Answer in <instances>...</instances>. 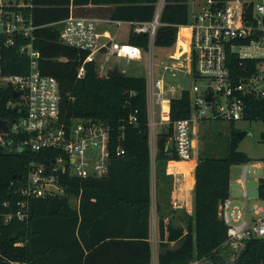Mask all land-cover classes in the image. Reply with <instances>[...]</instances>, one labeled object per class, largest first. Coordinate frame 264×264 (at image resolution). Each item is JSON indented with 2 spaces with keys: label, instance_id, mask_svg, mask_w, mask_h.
Here are the masks:
<instances>
[{
  "label": "trees",
  "instance_id": "16d2710c",
  "mask_svg": "<svg viewBox=\"0 0 264 264\" xmlns=\"http://www.w3.org/2000/svg\"><path fill=\"white\" fill-rule=\"evenodd\" d=\"M24 1L28 6L9 10L31 21L34 38L18 37L13 46L2 48V75L29 73L30 60L20 52V47L32 43L40 52V73L55 77L59 83L60 121L71 125L77 120L92 119L108 124L112 157L110 171L102 178L57 174L64 194L32 198L28 218L19 220L18 203L25 198L22 190L27 187L32 164L51 168L60 153L53 149L11 150L8 140L19 139L14 134L7 136L6 143H0V264H152L148 239L153 176L147 79L127 74L101 77L94 62L86 63L84 76L78 77L88 52L63 44L60 33L63 21L70 15L128 23V41L147 52L150 34L138 33L134 27L154 21L159 0ZM189 10V0H164L154 36L155 47L174 45L179 28L189 23ZM183 36L181 33L182 40ZM258 62L229 55L234 76L250 74ZM20 101L12 86L0 82V119L11 123L20 118L24 113ZM244 101L243 120L264 123V99L246 97ZM169 111L171 123L157 134L154 158L157 264L214 260L228 238L219 208L230 197L231 167L246 164L250 159L238 149L236 122L224 121L228 123L224 136L218 124L222 119L203 121L201 127L205 122L209 125L202 136L203 147L195 168L194 216L186 227L173 225L164 213L165 207L171 206L173 187L167 163L179 159L173 147V123L191 115L188 89L171 98ZM132 115L136 117L135 123L129 121ZM145 134L148 136L144 137ZM118 146L125 150L124 155L116 156ZM259 190L264 197V178L259 181ZM236 264H264V238L247 240Z\"/></svg>",
  "mask_w": 264,
  "mask_h": 264
},
{
  "label": "built area",
  "instance_id": "2783aa9c",
  "mask_svg": "<svg viewBox=\"0 0 264 264\" xmlns=\"http://www.w3.org/2000/svg\"><path fill=\"white\" fill-rule=\"evenodd\" d=\"M163 3L164 0H159L156 14L160 15ZM26 6L28 4L24 0H0V52L4 47L13 46L18 37L34 38L35 27L31 21L21 13L9 10L11 7ZM189 7V23L180 27L188 31L186 49L183 50L186 54L175 52L164 66V72L171 76L185 71L195 80L192 90H189L190 117L173 123V147L179 161L197 160L195 141L203 121L219 118L227 122L243 120L245 98L264 99V0H189ZM99 22L100 19L74 15L63 21L61 42L88 52L78 71L80 78L85 74L86 63L94 62L98 74L107 77L112 67L106 64L112 58L142 61L148 52L128 40L117 41L110 35H101ZM157 25L159 21L158 24L153 21L134 27L138 33L150 34L149 51L154 46ZM244 49H254L255 54L243 53ZM20 52L30 60L29 73L4 76L0 71V82L12 86L14 92L23 93L18 98L24 113L17 120L7 122L9 132L0 131V143L5 144L6 137L14 134L18 136V142L10 138L8 144L12 146L16 143L18 151L53 149L60 153L51 168L32 164L27 187L22 190L25 198L18 203L16 213L19 220H26L32 198L64 194L57 174L68 173L78 178L105 177L110 171L112 151L111 127L108 124L92 119L77 120L71 125L60 121L61 95L57 79L40 73V52L32 43L22 45ZM231 53L240 58L258 59L259 62L250 74L234 76L229 68ZM150 62L152 67V60ZM164 77H155L152 69L147 81L149 138L154 158L158 134L156 126L171 123L169 105L172 97L169 93L175 92V86H166ZM208 95H211V101H208ZM129 121L135 123L137 120L132 115ZM124 153L120 146L115 150L116 156ZM247 179L245 166L238 181L243 184ZM257 189L258 194L254 198L248 197L249 191L242 192V197L254 202L252 207L250 204H235L231 197L221 203L219 215L227 226L226 243L242 249L247 240L264 238V197L260 196L259 185Z\"/></svg>",
  "mask_w": 264,
  "mask_h": 264
},
{
  "label": "rangeland",
  "instance_id": "374dc122",
  "mask_svg": "<svg viewBox=\"0 0 264 264\" xmlns=\"http://www.w3.org/2000/svg\"><path fill=\"white\" fill-rule=\"evenodd\" d=\"M104 29H108L110 30V32L115 33L117 41L126 42L129 39L131 26H128V24L118 26L117 24H106L100 22L98 24V30L102 31ZM181 31L182 29L179 28L177 40L174 45H172L171 47L153 46L151 50L144 55V59L142 61H127L126 59L112 58V60L106 65L107 67L112 68L115 65H118L119 68L125 71L127 75L144 77L148 82L150 80L151 70L153 69L155 77L165 75L164 78L167 87L175 86V92H170L169 97H179L183 89L192 90L195 80L192 79L191 76L185 74V71L178 72L176 76H171L170 73L168 74L164 72V66L167 61L169 62L170 57L173 56L175 52H181L184 55L186 54V52L183 51L186 49V43L183 44V40L181 39ZM242 52L255 54L254 49H244ZM100 57L103 58V55H100ZM184 57L185 56H183V59ZM151 60L153 65L152 67L150 64ZM218 124L221 125L220 129L224 133L223 135L226 136L228 123L223 121ZM208 125L209 123L207 122L203 124L199 131V135L196 138L195 143L197 146L198 155L200 149L203 147L204 141L202 139V136L206 134ZM166 126L167 124L165 126L157 125L155 131L157 133H161L165 130ZM236 127L241 131L247 132L246 136L239 141L238 149L239 151L246 153L250 161L246 164H237L231 167V190L233 191L232 198L234 199L235 204H238L240 206H243L244 204H250V206L252 207L254 202H249L246 198L242 197V190L245 188L247 191H249L251 189L257 188V186L259 185V180L264 178V141L262 139V134L264 133V123L262 121L250 122L246 120H240L236 122ZM154 165V161L152 160L153 177L155 167ZM245 166L247 167L248 171V179L243 184H241L238 183V179L241 176V173ZM153 203L155 205V197L153 199ZM72 204L76 205V201L72 200ZM240 251L241 248L237 247L235 244L225 243L224 247L220 251H218V255L215 256L214 260L211 258H206L201 264H236V260Z\"/></svg>",
  "mask_w": 264,
  "mask_h": 264
},
{
  "label": "crops",
  "instance_id": "0c3cea01",
  "mask_svg": "<svg viewBox=\"0 0 264 264\" xmlns=\"http://www.w3.org/2000/svg\"><path fill=\"white\" fill-rule=\"evenodd\" d=\"M106 24H117L118 26L128 24L121 22H111L108 20H100ZM99 22V23H100ZM129 26V24H128ZM101 35H110L116 39V34L110 32L108 29L102 31L98 30ZM104 40V38H101ZM186 40V39H185ZM197 160L194 161H179L170 160L167 163V169L169 174L173 177L172 184V195H171V206L165 207L164 213L168 215L173 221V225L186 227L187 223L194 216L195 211V168ZM152 207L150 213V231H149V242L152 247V264H157V253H158V237H157V206H156V184L155 177L152 179ZM239 183V181H238ZM232 179L230 180V197L232 198L233 191ZM246 190L245 188L242 192ZM155 197V205L153 199ZM174 242L172 243V245ZM204 260L196 261L193 264H201Z\"/></svg>",
  "mask_w": 264,
  "mask_h": 264
},
{
  "label": "water",
  "instance_id": "95a60500",
  "mask_svg": "<svg viewBox=\"0 0 264 264\" xmlns=\"http://www.w3.org/2000/svg\"><path fill=\"white\" fill-rule=\"evenodd\" d=\"M158 20H159V14H156L154 23L158 24ZM124 76H126V72L121 70L118 65H115L113 68H110L107 72L108 78L124 77ZM22 94L23 93L21 91L14 92L15 97H20ZM207 99H208V101H211L212 100L211 95H208ZM0 131H3L5 134H7L9 132V127H8L7 122L5 120H2V119H0ZM246 134H247V132L239 130L237 133V137L239 140H242L246 136ZM147 136H148V134L144 135V137H147ZM10 142L11 141L9 140V143ZM11 150H15V151L19 150L18 145L16 143L12 144ZM257 194H258V189L254 188V189L249 190L248 197L254 198L257 196Z\"/></svg>",
  "mask_w": 264,
  "mask_h": 264
},
{
  "label": "bare ground",
  "instance_id": "6f19581e",
  "mask_svg": "<svg viewBox=\"0 0 264 264\" xmlns=\"http://www.w3.org/2000/svg\"><path fill=\"white\" fill-rule=\"evenodd\" d=\"M187 32H188L187 29H185V28L183 29V28H182L181 33L184 35V36H183V44L185 43L184 41H185V36H187Z\"/></svg>",
  "mask_w": 264,
  "mask_h": 264
}]
</instances>
